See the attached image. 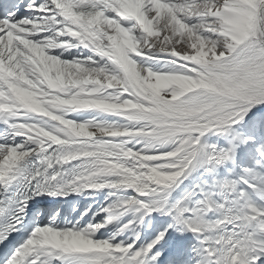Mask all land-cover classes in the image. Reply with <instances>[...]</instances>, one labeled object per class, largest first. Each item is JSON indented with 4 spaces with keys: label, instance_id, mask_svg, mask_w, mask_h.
Listing matches in <instances>:
<instances>
[{
    "label": "snow or ice",
    "instance_id": "obj_1",
    "mask_svg": "<svg viewBox=\"0 0 264 264\" xmlns=\"http://www.w3.org/2000/svg\"><path fill=\"white\" fill-rule=\"evenodd\" d=\"M0 264H264V0H0Z\"/></svg>",
    "mask_w": 264,
    "mask_h": 264
}]
</instances>
